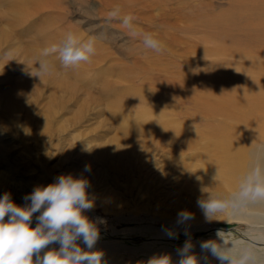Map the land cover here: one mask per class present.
<instances>
[{"label":"rangeland","instance_id":"rangeland-1","mask_svg":"<svg viewBox=\"0 0 264 264\" xmlns=\"http://www.w3.org/2000/svg\"><path fill=\"white\" fill-rule=\"evenodd\" d=\"M69 32L94 39V55L65 68L53 54L41 72L42 50ZM226 70L215 94L197 78ZM256 71L264 0H0V197L23 207L61 175L85 179L104 264H179L186 243L197 264H264L262 200L240 195L264 168V117L221 100L231 80L264 102ZM207 197L223 205L210 219ZM182 210L193 219L178 222Z\"/></svg>","mask_w":264,"mask_h":264},{"label":"clouds","instance_id":"clouds-1","mask_svg":"<svg viewBox=\"0 0 264 264\" xmlns=\"http://www.w3.org/2000/svg\"><path fill=\"white\" fill-rule=\"evenodd\" d=\"M94 43V39L80 41L69 32L59 44L42 50L44 59L38 62V68L41 72L50 71L51 65L46 58L53 54L58 55L65 68L87 62L95 53ZM146 44L157 52L162 51V46L154 39L149 38ZM90 170L85 165L84 171ZM89 187L83 178L61 175L54 183L35 187L24 197L30 203L23 207L16 205L9 193L0 197V264H104L103 253L93 250L100 236L97 222L104 221L102 218L93 221L83 214L94 208V202L87 192ZM240 195L264 200V168L257 165L249 172L241 183ZM197 205L209 219L223 206L211 197L198 199ZM35 213L39 215L36 226L32 227ZM190 219H193V215L187 210L178 213V222ZM166 234L172 237L171 232ZM77 241H82L84 247ZM54 244H58L59 248H49ZM201 247L225 260L218 254L212 241L203 242ZM188 248L189 244L186 243L180 252L179 264H197L194 256L186 254Z\"/></svg>","mask_w":264,"mask_h":264},{"label":"bare ground","instance_id":"bare-ground-1","mask_svg":"<svg viewBox=\"0 0 264 264\" xmlns=\"http://www.w3.org/2000/svg\"><path fill=\"white\" fill-rule=\"evenodd\" d=\"M262 50V49H261ZM243 68L239 69V72L241 73ZM263 69V68H262ZM256 70V69H255ZM260 70V69H259ZM258 70V71H259ZM246 71V70H245ZM248 71V70H247ZM253 71V70H251ZM256 71V73L258 72ZM264 71L258 72V76H257V83L259 84L262 80H264ZM250 73V72H249ZM255 73V74H256ZM224 78L223 80H219V78L214 77L212 74H210L208 71H202L200 73L197 74V78L199 80H202L204 82V85L207 88L208 93L210 94H215L217 93L219 90L217 88V86L220 83H224L225 80L230 77V76H234L235 75V71L232 70H226L223 73ZM231 80H229L228 82H230ZM238 81V79L235 80V82L233 84H235ZM228 87L226 88V92H221L223 95H228L229 97H224L222 100L223 105H229V101L231 102V98L233 97V100L239 104V110H240V104H241V110L238 112L240 115H248V116H257L259 118L264 117V102H262V97H263V90L257 86L256 87V91L259 92L257 97H251L250 95H252V93L250 91H248L250 88L256 86V85H252V86H247V85H241V87H239L238 85H236L233 89L232 86L228 84ZM232 84V85H233ZM262 95V96H261ZM250 97V98H249ZM229 101H226L228 100ZM233 101V102H234ZM236 104L232 103L230 105V107L235 106ZM244 108V109H243ZM249 108V110H248ZM251 108V109H250ZM247 110L249 112H247ZM254 138H256L255 135H248L247 137H245V141L248 142L249 144H251L254 140ZM249 139V140H248ZM262 167V166H261ZM263 168V167H262ZM250 172V171H249ZM244 173L242 170H238L235 168L234 174L238 175ZM257 208L259 209H263L264 210V200H262L258 205ZM42 255V254H41ZM34 259V258H33Z\"/></svg>","mask_w":264,"mask_h":264}]
</instances>
